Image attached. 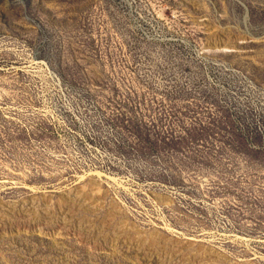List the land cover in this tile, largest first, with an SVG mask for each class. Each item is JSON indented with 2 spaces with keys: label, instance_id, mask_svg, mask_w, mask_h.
<instances>
[{
  "label": "rangeland",
  "instance_id": "1",
  "mask_svg": "<svg viewBox=\"0 0 264 264\" xmlns=\"http://www.w3.org/2000/svg\"><path fill=\"white\" fill-rule=\"evenodd\" d=\"M0 264H264V0H0Z\"/></svg>",
  "mask_w": 264,
  "mask_h": 264
},
{
  "label": "bare ground",
  "instance_id": "2",
  "mask_svg": "<svg viewBox=\"0 0 264 264\" xmlns=\"http://www.w3.org/2000/svg\"><path fill=\"white\" fill-rule=\"evenodd\" d=\"M100 173V172H99ZM171 231H174L173 229L170 228Z\"/></svg>",
  "mask_w": 264,
  "mask_h": 264
}]
</instances>
